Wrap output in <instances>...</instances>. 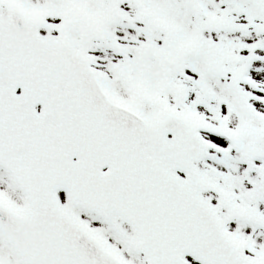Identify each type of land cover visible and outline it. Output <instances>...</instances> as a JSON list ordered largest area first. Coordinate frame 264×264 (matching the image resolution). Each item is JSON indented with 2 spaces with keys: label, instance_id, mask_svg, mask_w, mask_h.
Wrapping results in <instances>:
<instances>
[{
  "label": "snow or ice",
  "instance_id": "6c2138e0",
  "mask_svg": "<svg viewBox=\"0 0 264 264\" xmlns=\"http://www.w3.org/2000/svg\"><path fill=\"white\" fill-rule=\"evenodd\" d=\"M0 264H264V0H0Z\"/></svg>",
  "mask_w": 264,
  "mask_h": 264
}]
</instances>
